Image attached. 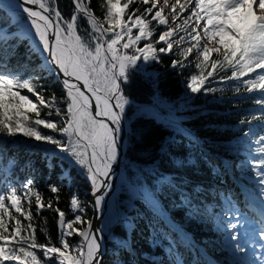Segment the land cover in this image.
Masks as SVG:
<instances>
[{"label":"snow or ice","instance_id":"obj_1","mask_svg":"<svg viewBox=\"0 0 264 264\" xmlns=\"http://www.w3.org/2000/svg\"><path fill=\"white\" fill-rule=\"evenodd\" d=\"M71 2L66 17L59 0H0V264H104L106 238L115 244L113 264H124L121 252L134 253L127 230L137 225L120 210L128 206L118 202L102 219L114 198L118 169L128 159L123 137H143L141 125L130 123L133 111L138 121L150 120L167 133L157 158L146 161L149 168L119 175L131 204L142 202L146 209L138 218L145 220L150 246L164 250L162 259L148 264H210L174 222L172 209L219 233L214 247L226 258L216 264H264V0H103L101 17L91 0ZM161 55L172 56L178 72L196 69L180 104L161 93V74L149 70L162 63ZM138 73L153 89L145 105L126 94ZM45 79L59 84L62 94L46 97ZM220 84L237 98L243 90L259 106L239 121L248 152L239 165L248 177L243 202L232 192L190 186L181 175L196 162L191 148L183 156L177 149L199 144L183 112L192 96L227 90L213 86ZM18 135L32 140L27 147L40 153L49 172L60 169L61 183L48 185L52 196L37 188L34 175L17 179V169L35 171L31 160L21 165L7 155V145L20 142ZM74 172L88 182L92 200L73 192L68 219L58 193ZM209 195L214 203L207 202ZM46 210L57 215L58 244L48 235ZM89 211L93 216L86 218ZM38 219L45 221L40 231L47 243H38ZM121 227L124 238L115 235ZM73 236L76 244L70 243Z\"/></svg>","mask_w":264,"mask_h":264},{"label":"trees","instance_id":"obj_2","mask_svg":"<svg viewBox=\"0 0 264 264\" xmlns=\"http://www.w3.org/2000/svg\"><path fill=\"white\" fill-rule=\"evenodd\" d=\"M92 7L95 9V14L98 17L102 16L103 10L101 4L103 0H91ZM59 7L63 11L66 17L72 13L71 0H59ZM82 25L87 27L83 20L80 21ZM163 27L157 28V34L163 31ZM172 56L161 55L162 63L155 64L150 67V71H155L161 74L160 76V91L165 96L170 98L171 101H176L185 97V81L190 73L195 74V67L185 68L182 72H178L171 67ZM34 61L36 57H33ZM191 59V57L189 58ZM211 79V78H210ZM42 83L46 86L44 94L49 97L52 93H56L60 96L61 87L59 84H52L50 80L45 79ZM51 84V86H49ZM220 88H226L223 92H216L215 94L208 95H194V97L188 101V107L183 112V119L187 127L196 133V135L204 141L203 145L206 149L198 144V146H182L177 149L180 155H187L191 148V157L195 160V166L184 170L181 175L189 182L190 186L200 185L208 189L209 193H215L217 190L221 192H232L240 197L243 202L247 197L244 190L237 183L238 181L247 184V169L241 170L239 165L244 164L248 152L246 146L243 145V137L241 135L239 121L241 118L254 112L259 106L255 105L253 98H244L246 93L242 90L239 98L231 90V87L226 84L213 85ZM153 89L150 87L149 82L144 78L143 73L135 74L131 84L126 88V94L135 103H148L152 98ZM24 94V93H22ZM31 95V94H29ZM134 112V111H133ZM132 112V113H133ZM130 115V123L141 125L143 131V137H137L132 140L128 136V149L127 157L121 166L119 175L122 173L125 177L130 173L135 172L136 167L149 168L151 165L146 161L148 159H156L159 145L163 139L166 138V131L150 120L138 121V115ZM34 115V114H30ZM41 118H46V111L40 112ZM247 128V125H245ZM49 131V130H44ZM19 143L7 145V155L17 157L19 163L23 165L25 161L31 160L35 165V171L32 169H25L20 171L17 169V179L23 181L29 175H34L37 188L44 194V196L50 197L52 193L48 191V185L60 184L61 178H59L60 169L57 168L52 172L45 167L41 155L39 152H35L27 147L32 143L29 138L20 139L19 135L16 138ZM187 144V142H185ZM238 148V151H237ZM231 163L232 170L238 178L235 180L227 167L226 161ZM238 161V166L235 167V162ZM129 161L133 163L131 169L124 167ZM164 167L167 169L165 163ZM170 171V169H167ZM119 175L116 184L115 195L113 203L109 211L106 212L104 220L108 218L109 212L114 211L119 207L118 202H122L129 198L128 193L123 187H121ZM67 184V182H65ZM73 192H79L80 198L85 201H91L92 196L90 192L89 184L82 177L73 173V180L70 185L62 186L59 195V207L65 210L67 218L71 219L72 214L68 212V201ZM208 203H214L213 196L207 197ZM127 207L120 208L121 212L127 215L131 220L136 222L135 230L128 229V237L132 242V247L135 250L134 253L129 254L127 252L120 253V259L124 264H148L151 259H162L164 256V250L162 248H156L150 246L148 229L145 227V220L138 218L143 216L146 209L142 202H136L132 204H124ZM55 206V205H54ZM243 207V204L239 205ZM33 212H35V205H33ZM251 212V210H249ZM174 219V222L181 227L184 231L192 234L193 238L205 245L207 249L215 251V245L220 242V235L216 233L211 226L205 222L197 220L196 223H189L183 212H178L176 209H172L170 212ZM46 217V227L48 229V235H50L53 243L58 244V230L56 226L57 215L53 211H44L42 213ZM93 213L89 211L86 218H91ZM45 226V221L38 219L36 222L37 227V240L38 243H47L45 234L40 231ZM115 235L124 238L126 229L121 227L114 230ZM78 238L73 236L70 238V243L76 244ZM193 243V242H192ZM196 249L199 250L201 258L204 261H208L206 255L199 249V247L193 243ZM110 252L105 260V264H113V252L115 244L109 241ZM42 255V254H41ZM191 257H189L190 259ZM226 258V257H223ZM211 264V263H210Z\"/></svg>","mask_w":264,"mask_h":264},{"label":"water","instance_id":"obj_3","mask_svg":"<svg viewBox=\"0 0 264 264\" xmlns=\"http://www.w3.org/2000/svg\"><path fill=\"white\" fill-rule=\"evenodd\" d=\"M123 139H124V142H125V152H126L127 147H128V135H127V133L124 135ZM121 166H122V164L120 165V167H119V169H118V175H119V172H120ZM118 175H117V177H118ZM116 183H117V178L114 180L115 188H116ZM110 200H111V199H110ZM110 200H109V201H110ZM109 201H108V203H109ZM105 213H106V212H105ZM104 216H105V214H104ZM104 216L102 217V219H104ZM94 223H95L97 226H99V224L101 223V221H94ZM106 245H107V253H106V255L104 256V264H105V260H106V258H107V256H108V254H109V252H110L109 240H108L107 238H106Z\"/></svg>","mask_w":264,"mask_h":264},{"label":"rangeland","instance_id":"obj_4","mask_svg":"<svg viewBox=\"0 0 264 264\" xmlns=\"http://www.w3.org/2000/svg\"><path fill=\"white\" fill-rule=\"evenodd\" d=\"M173 26H175V25H173ZM183 101V100H182ZM238 161H235V167H237L238 166ZM112 203H113V201H112ZM209 255H210V260H211V262L213 263V264H216V260L219 258V256H218V254H217V251H212V253H209Z\"/></svg>","mask_w":264,"mask_h":264},{"label":"bare ground","instance_id":"obj_5","mask_svg":"<svg viewBox=\"0 0 264 264\" xmlns=\"http://www.w3.org/2000/svg\"><path fill=\"white\" fill-rule=\"evenodd\" d=\"M117 179H118V177H117ZM112 201H113V199H111V200L109 201V205L112 203Z\"/></svg>","mask_w":264,"mask_h":264}]
</instances>
